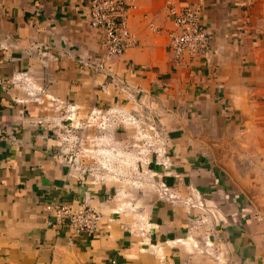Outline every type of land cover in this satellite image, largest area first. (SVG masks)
<instances>
[{
    "label": "crops",
    "instance_id": "0c3cea01",
    "mask_svg": "<svg viewBox=\"0 0 264 264\" xmlns=\"http://www.w3.org/2000/svg\"><path fill=\"white\" fill-rule=\"evenodd\" d=\"M89 0H0V264H264V0H140L94 69ZM208 50L176 58L169 6ZM87 202L93 232L47 224Z\"/></svg>",
    "mask_w": 264,
    "mask_h": 264
},
{
    "label": "built area",
    "instance_id": "2783aa9c",
    "mask_svg": "<svg viewBox=\"0 0 264 264\" xmlns=\"http://www.w3.org/2000/svg\"><path fill=\"white\" fill-rule=\"evenodd\" d=\"M140 0H89L90 25L102 36L103 52L94 63L97 72H109L113 61L139 45L130 28L131 11ZM174 25L169 33L170 46L178 60L187 56L197 57L208 50L210 35L200 16V9L193 4L169 6ZM111 75V74H110ZM10 81L0 77V88L9 87ZM9 138L6 129L0 127V141ZM47 224L65 223L73 234L95 231L101 222V214L89 203L77 204L50 202L47 205Z\"/></svg>",
    "mask_w": 264,
    "mask_h": 264
}]
</instances>
